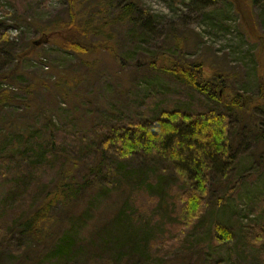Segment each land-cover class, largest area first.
<instances>
[{
    "label": "rangeland",
    "instance_id": "1",
    "mask_svg": "<svg viewBox=\"0 0 264 264\" xmlns=\"http://www.w3.org/2000/svg\"><path fill=\"white\" fill-rule=\"evenodd\" d=\"M128 1L140 9L133 17L142 20V26L116 22ZM244 1L77 0L72 13L73 4L68 0H0V36L8 37L0 45V75L16 69L0 81V101L9 99L0 102V236L3 224L7 226L22 213L15 203L44 201V196L37 195V184L41 187L46 182L50 190L58 175L54 163L60 170L66 159L68 162L78 153L79 167L74 175L79 182L97 171L100 159L94 150L104 133V121L141 118L162 108L211 105L161 71L173 61H187L201 65L205 76L224 81L223 101L228 99L230 87L250 103L244 111L228 112L233 153L229 172L223 176L218 168L213 171L201 216L187 228L173 218L176 208L172 203H177L176 193L181 188L175 176H167L158 189L150 188V194L138 191L134 203L149 207L150 218L141 224L130 223L131 233H136L130 241L127 238L120 245L107 247L99 241L101 234L97 241L92 234L126 203L131 187L105 190L95 202L102 205L84 225L82 240L91 243L84 244L72 262L264 264V103L259 98V80L264 81V10L259 5L253 7L256 17L250 27L241 12ZM85 18L92 20L97 33L87 36L85 42L100 44L103 49L96 48L95 54L87 56L65 51L56 34L70 24L78 26ZM103 24L107 26L103 28ZM33 41L39 43L35 49L30 48ZM19 55L23 57L18 59ZM51 139L57 148L55 157L50 158L45 150L47 161L40 157L32 169L12 180L9 174L14 169L9 165L15 162V153L24 151L26 158H32L35 155L27 142L49 145ZM47 149L50 153V145ZM61 151L65 154H58ZM156 164L133 166L137 174L132 181L148 182V173ZM28 177L33 179L28 182ZM104 186L98 187V193ZM96 190L84 191L76 203H93ZM79 210L80 205L69 212ZM66 216L54 215L51 233L40 246L28 243L14 230L0 249V264H39L45 248L64 233ZM215 225L229 232L228 243L218 241ZM144 243L153 249L152 255L141 250ZM26 244L29 247L23 250Z\"/></svg>",
    "mask_w": 264,
    "mask_h": 264
},
{
    "label": "trees",
    "instance_id": "2",
    "mask_svg": "<svg viewBox=\"0 0 264 264\" xmlns=\"http://www.w3.org/2000/svg\"><path fill=\"white\" fill-rule=\"evenodd\" d=\"M68 1L69 5L73 4V8L69 10L73 13L77 0ZM232 1L234 2V0ZM216 3L217 1L213 2L212 5ZM207 5L210 7V4L207 3ZM256 5L264 10V1L247 0L241 6L243 18L250 24V27L254 25L256 15L253 12V7ZM136 10L137 5L135 3L126 2L122 6L121 14L117 16L116 22H137L141 25L142 20H135L136 18L133 17ZM99 15L97 13L95 17L98 18ZM91 23V19H86L82 23L80 22L78 26L70 24L66 28L67 30L65 29L66 31H59L56 36L61 41L63 49L85 56L95 54L96 48L103 49L100 44L96 46L85 42L86 39H89L87 36L97 34L95 28L91 27ZM105 26L107 25L103 24L102 27L105 28ZM7 40L8 37L2 34L0 45ZM38 46L39 43L36 41L30 43L32 49ZM105 46L107 45L105 44ZM110 51H114L113 56L121 61L115 49L110 48ZM17 57L21 59L23 55ZM161 71L170 74L177 83L208 100L211 105L206 104L199 109L162 108L159 111L144 114V117L141 118L139 116L128 117L123 122L104 121V133L94 150L100 159L97 171L84 176L79 182L74 175L79 167L78 153L74 154L76 156L74 159H70L68 162L67 159L65 162L62 161L64 165L61 166L60 170L58 169L60 165L57 167V164L54 163L53 167L56 168L55 172L58 175L50 190L49 187H46V182L41 187L39 183L37 184L39 188L37 195L39 198L44 196V201L41 203H15L22 208V213L18 217H14L7 226L3 224L1 227L3 233L0 236L2 240L0 249L3 244L8 242L10 233H13L14 230H18L28 243L40 246L43 243V238L51 233L49 230L54 215L66 214L67 223L64 233L45 248L39 264H73L72 260L79 254L81 247L91 243V241L82 240V234L84 225L96 213L97 207L102 205V203L95 202L101 200L100 195L105 190H117L121 186L131 187V193L126 203L120 204L117 211L112 214L109 223H100L92 237L93 240L97 241L96 237L101 234L102 239L100 238L99 241L106 247L110 244L120 245V242L127 241V238L130 241L132 234L134 237L136 236L134 231L131 233L130 223L132 225H136L137 222L143 223L150 218L149 213L151 212L149 207L134 203V194L140 190L150 194V188H160L163 185V180L169 175L175 176L181 187L176 193L175 200L177 203H172L176 208L174 220L177 221L178 218L180 226L187 228L200 218L213 171L218 168L224 176L233 162V153L229 141L230 120L228 112L244 111L249 108L250 103H246V97L230 87H228L230 90L229 97L223 101L222 90L226 88L224 81L220 80L221 78L214 79L205 76L201 65L196 63L173 61L166 64ZM11 72L15 73L16 69ZM11 72L0 75V81L7 80ZM259 98L264 103L263 80H259ZM4 99L5 101L0 102L9 101L7 97ZM49 145L50 153L47 149ZM49 145L37 144L29 140L27 146H32L34 157L26 158L27 153L24 151L15 153V162H11L9 165L12 166L10 169H14L9 174L12 175V180H18L25 169H32L36 162L41 161L40 157L47 161L49 157H47L45 150H47L50 158L55 157L54 153L57 148L53 139ZM16 148L18 145L15 144ZM84 148L82 146L78 152L82 154ZM59 153L65 154L62 151ZM25 159L27 160L26 165H24ZM50 160L54 161L55 159ZM155 162L157 163L156 169L153 167L148 173L150 176L148 182L132 181L134 175L137 174L133 166L146 167L154 165ZM46 166L51 168L50 165ZM31 179L33 177H28V182ZM103 184L105 186L101 187L100 193H98V187ZM94 189L97 190L92 199L93 203H76L84 191L85 193L87 190L93 192ZM78 205H80L79 212L77 211L76 214L69 212ZM125 226L130 227V230L123 231L122 228ZM215 233L220 243L229 242L230 234L226 229L215 225ZM28 247L29 244H26L23 250ZM141 250L150 255L153 252L147 243L141 246Z\"/></svg>",
    "mask_w": 264,
    "mask_h": 264
}]
</instances>
